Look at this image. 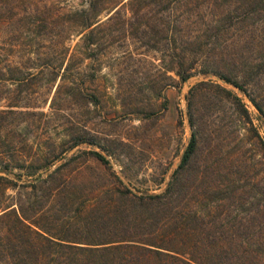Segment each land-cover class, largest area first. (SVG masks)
Returning a JSON list of instances; mask_svg holds the SVG:
<instances>
[{
    "label": "trees",
    "instance_id": "1",
    "mask_svg": "<svg viewBox=\"0 0 264 264\" xmlns=\"http://www.w3.org/2000/svg\"><path fill=\"white\" fill-rule=\"evenodd\" d=\"M153 3L156 0H128L131 15L114 28L121 10L114 9L101 21L93 0L88 8L64 15L67 29L60 39V65L52 71L59 82L51 107L63 87L81 90L80 85L95 81L104 64L113 68L104 58L107 49L128 39L133 41L129 45H147L164 57L169 50V60L163 57L160 63L177 77L172 78L175 86L196 74H211L242 96L213 79L191 86L186 96L190 140L165 189L143 194L119 187L106 190L107 202L91 207L80 203L79 215L85 216L72 232L70 226L43 225L40 219L58 189L66 197L69 180L63 167L74 158L45 176L38 173L92 139L72 134L67 148L55 152L52 145L25 164L4 159L13 141L0 138V172L18 168L25 173L14 174L17 180L24 175L33 178L18 185L0 175L12 188L30 189V212L20 202L0 211V222L6 221L0 228V264H238L245 259L264 264V135L244 101L245 97L264 122V0H167V18L159 15L161 11L145 15ZM183 4L188 10L175 13L170 21L173 7ZM71 31L77 36L72 49L65 43ZM169 38L171 45L161 48ZM136 55L127 48L109 57L116 64L125 58L133 66ZM149 77L144 80L147 87L155 81ZM167 79L160 89L170 84ZM90 97L93 104L99 103L97 94ZM14 106L0 110V136L2 127L28 112ZM90 154L110 167L103 154ZM193 199L196 204L191 207Z\"/></svg>",
    "mask_w": 264,
    "mask_h": 264
},
{
    "label": "rangeland",
    "instance_id": "2",
    "mask_svg": "<svg viewBox=\"0 0 264 264\" xmlns=\"http://www.w3.org/2000/svg\"><path fill=\"white\" fill-rule=\"evenodd\" d=\"M93 1L94 11L99 13L101 21L114 9L121 10V15L111 25L113 28L131 15L126 7L128 0ZM89 2L0 0V110L16 105L12 107L14 110L43 112L36 115L26 112L13 120L10 126L2 127L0 138L13 141L4 151V159L16 158L28 164L52 145L55 152L67 148L72 134H80L93 141L69 149L48 170L38 173L45 176L57 165L74 158L63 167L69 180L66 197L62 198L64 193L58 189L45 203L40 219L43 225L59 226L60 223L70 226L71 232L77 230L75 228L85 216L79 215L82 208L80 203L86 201L85 204L90 207L105 203L110 199L106 190L119 187L143 194L159 193L165 189L191 135L186 114V96L191 86L202 80L213 79L242 96L235 87L211 74H196L175 86L173 80L177 77L166 69L167 65L164 68L161 66L160 59L164 57L162 51L150 49L147 45H129L133 41L128 39V43L123 45L113 42L107 49L104 58L108 64L112 61L113 68L104 64L97 72L95 81L80 85L81 90L71 92L68 86L63 87L52 108L50 103L59 82V78L53 79L52 71L58 70L60 65V39L67 29L63 23L64 15L88 8ZM156 2L144 10L145 15L148 17L150 13L161 11L163 13L159 15L164 14L167 18V0ZM186 10L188 7L185 4L176 9L173 7L169 20L175 13H184ZM75 35L71 31L70 40L65 42L71 49L77 40ZM170 42L169 38L167 45L161 48L169 47ZM127 48L137 54L133 66L126 63L125 58L120 59L123 64H116L109 57V54L121 55ZM166 52L164 58L168 61L169 50ZM143 58L151 63L144 64ZM146 75L155 80L148 83L150 87L144 81ZM166 76L170 84L160 89ZM92 93L99 96L96 105L90 101ZM244 101L264 135V122L256 118V110L245 97ZM93 150L107 157L110 164L108 169L90 154ZM18 173L24 174L25 171L15 168L0 172V175L14 179L18 185L33 180L25 175L17 180L14 174ZM36 192L38 196L42 195L41 189L38 188ZM29 193V188H12L6 181L0 180V211L10 204L16 207L20 202L30 212ZM190 204L192 207L196 201L193 199ZM5 223L0 222V228ZM238 264L255 262L245 259Z\"/></svg>",
    "mask_w": 264,
    "mask_h": 264
},
{
    "label": "water",
    "instance_id": "3",
    "mask_svg": "<svg viewBox=\"0 0 264 264\" xmlns=\"http://www.w3.org/2000/svg\"><path fill=\"white\" fill-rule=\"evenodd\" d=\"M222 81H223V80H222ZM223 82L226 83L225 81H223ZM189 140H190V138H189ZM189 140H188V142H189ZM185 149H186V148H185ZM183 153H184V152H183ZM182 155H183V154H182ZM181 158H182V156H181ZM181 158H180V159H181Z\"/></svg>",
    "mask_w": 264,
    "mask_h": 264
}]
</instances>
